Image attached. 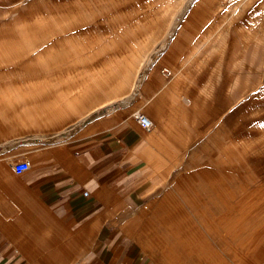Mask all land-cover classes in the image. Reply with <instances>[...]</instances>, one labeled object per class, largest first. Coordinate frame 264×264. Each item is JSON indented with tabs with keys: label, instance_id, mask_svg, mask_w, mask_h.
<instances>
[{
	"label": "crops",
	"instance_id": "1",
	"mask_svg": "<svg viewBox=\"0 0 264 264\" xmlns=\"http://www.w3.org/2000/svg\"><path fill=\"white\" fill-rule=\"evenodd\" d=\"M201 14L189 20L188 36L180 22L181 31L172 37L176 44L163 45L160 55L174 74L163 69L166 80L148 83L147 95L110 97L53 129L38 122L71 113L60 118L45 112L44 119L34 114L28 128L7 129L1 111L0 264L198 260L196 235L187 246L180 219L196 210L183 212L186 199L176 190L181 178L190 184L196 170L204 174L213 165L215 128L241 157L255 160L259 179L264 176V148L246 150L257 136L264 145L259 56L231 39L223 17H213V10ZM215 23L217 29L211 27ZM155 62L154 72L160 67ZM248 72L256 77L253 86ZM136 113L152 120L150 131L139 126ZM226 144L219 139L222 157ZM22 162L30 170L18 175L14 167ZM197 200L190 197L195 208Z\"/></svg>",
	"mask_w": 264,
	"mask_h": 264
},
{
	"label": "rangeland",
	"instance_id": "2",
	"mask_svg": "<svg viewBox=\"0 0 264 264\" xmlns=\"http://www.w3.org/2000/svg\"><path fill=\"white\" fill-rule=\"evenodd\" d=\"M202 10L227 20L231 39L259 56L263 88L264 0H0V119L3 111L7 129H26L34 114L44 119L46 113L60 118L71 113L38 122L61 128L110 97L147 95L148 83L166 80L163 69L174 74L160 55L163 45L176 44L172 37L181 23L188 36L189 20ZM153 48L155 55L147 52ZM153 61L160 64L156 72ZM246 80L254 85L253 72ZM261 108L264 122V103ZM214 132L213 165L204 174L196 170L190 184L181 178L176 190L186 199L183 212L196 210L180 217L182 236L187 246L193 235L198 243V260L178 264H264V176L259 179L254 159L241 157L231 140ZM221 138L228 142L223 157L217 151ZM258 146L264 148L261 136L246 150ZM190 197L198 199L197 208Z\"/></svg>",
	"mask_w": 264,
	"mask_h": 264
},
{
	"label": "built area",
	"instance_id": "3",
	"mask_svg": "<svg viewBox=\"0 0 264 264\" xmlns=\"http://www.w3.org/2000/svg\"><path fill=\"white\" fill-rule=\"evenodd\" d=\"M164 74L167 77H170L172 75L171 72H169L167 70L164 71ZM134 119L139 124V126L145 131H150L153 128L152 120L148 116H146L145 114L136 113L134 115ZM29 170H30L29 162H22V163L15 165V167H14L15 173L18 175L25 174V173L29 172Z\"/></svg>",
	"mask_w": 264,
	"mask_h": 264
}]
</instances>
